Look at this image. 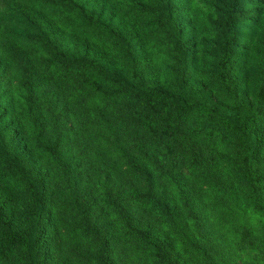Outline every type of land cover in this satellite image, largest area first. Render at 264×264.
<instances>
[{
	"label": "trees",
	"instance_id": "16d2710c",
	"mask_svg": "<svg viewBox=\"0 0 264 264\" xmlns=\"http://www.w3.org/2000/svg\"><path fill=\"white\" fill-rule=\"evenodd\" d=\"M203 8L0 0V264H264V0Z\"/></svg>",
	"mask_w": 264,
	"mask_h": 264
},
{
	"label": "rangeland",
	"instance_id": "374dc122",
	"mask_svg": "<svg viewBox=\"0 0 264 264\" xmlns=\"http://www.w3.org/2000/svg\"><path fill=\"white\" fill-rule=\"evenodd\" d=\"M215 1V0H212ZM192 5H193V11L192 13H189L187 16L190 18V20L188 19L186 22L189 23L191 22L192 25L196 26V22L194 20V16L192 15L195 11L202 13L204 12V14H206V16H212V11H209L206 8H203V2L204 0H191ZM257 6H252L249 9H255L257 10ZM248 9V10H249ZM260 11L256 14L253 15L252 19L253 20H257L255 21V23H250L249 25H247L246 30H251L253 28L256 29V32H253L254 34V39H253V43L252 45H250V47L248 48V50L244 53L248 54L249 59L252 58V56L255 54V52L258 50V43L261 42L262 38H263V32H264V28H263V15H260ZM245 49V46H244ZM203 87V86H202ZM207 96L209 97V99L214 100V97L212 95V93L207 90L205 87H203ZM244 93L246 96V99L249 101L251 98V87L248 85L245 89H244ZM245 259H249L250 255L249 254H244L243 256Z\"/></svg>",
	"mask_w": 264,
	"mask_h": 264
}]
</instances>
